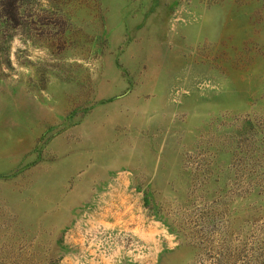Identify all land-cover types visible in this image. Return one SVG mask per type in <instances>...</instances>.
Wrapping results in <instances>:
<instances>
[{
	"label": "rangeland",
	"instance_id": "rangeland-1",
	"mask_svg": "<svg viewBox=\"0 0 264 264\" xmlns=\"http://www.w3.org/2000/svg\"><path fill=\"white\" fill-rule=\"evenodd\" d=\"M0 264H264V0H0Z\"/></svg>",
	"mask_w": 264,
	"mask_h": 264
}]
</instances>
